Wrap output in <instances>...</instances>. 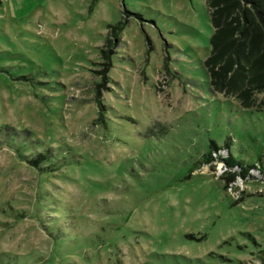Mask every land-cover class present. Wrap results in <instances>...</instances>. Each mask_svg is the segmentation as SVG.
I'll use <instances>...</instances> for the list:
<instances>
[{
	"label": "rangeland",
	"instance_id": "rangeland-1",
	"mask_svg": "<svg viewBox=\"0 0 264 264\" xmlns=\"http://www.w3.org/2000/svg\"><path fill=\"white\" fill-rule=\"evenodd\" d=\"M205 0H0V264H264V92L205 60Z\"/></svg>",
	"mask_w": 264,
	"mask_h": 264
},
{
	"label": "trees",
	"instance_id": "trees-1",
	"mask_svg": "<svg viewBox=\"0 0 264 264\" xmlns=\"http://www.w3.org/2000/svg\"><path fill=\"white\" fill-rule=\"evenodd\" d=\"M205 2L211 26L205 62L218 87L222 81L227 93L249 107L253 95L264 92V0Z\"/></svg>",
	"mask_w": 264,
	"mask_h": 264
}]
</instances>
